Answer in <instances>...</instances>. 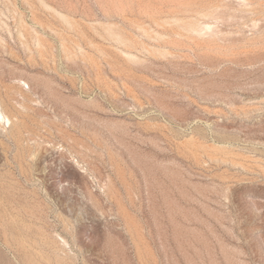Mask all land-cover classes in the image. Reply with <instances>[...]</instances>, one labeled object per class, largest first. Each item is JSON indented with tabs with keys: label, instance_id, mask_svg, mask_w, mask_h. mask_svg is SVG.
I'll list each match as a JSON object with an SVG mask.
<instances>
[{
	"label": "rangeland",
	"instance_id": "374dc122",
	"mask_svg": "<svg viewBox=\"0 0 264 264\" xmlns=\"http://www.w3.org/2000/svg\"><path fill=\"white\" fill-rule=\"evenodd\" d=\"M46 1L76 25L0 0V95L20 108L32 88L0 127V264H264V0Z\"/></svg>",
	"mask_w": 264,
	"mask_h": 264
},
{
	"label": "bare ground",
	"instance_id": "6f19581e",
	"mask_svg": "<svg viewBox=\"0 0 264 264\" xmlns=\"http://www.w3.org/2000/svg\"><path fill=\"white\" fill-rule=\"evenodd\" d=\"M39 1V3L44 7V8H46L48 11H50L51 13H53L54 15H58L59 17H61L63 20H65L66 22H68L69 24H71V25H76V22L74 21V19H73V17L70 15V14H68V13H65V12H63V11H61V10H59V9H57L56 7H54V5H51L50 3H48L46 0H38ZM58 1V0H57ZM25 2L26 3H28L29 5H30V7H31V9H32V12L35 14L36 12H37V6L33 3V2H31V0H25ZM134 1L133 0H131V3H133ZM171 2L173 3V6L174 7H177L178 5H180L181 4V0H171ZM242 2V1H241ZM249 2V1H248ZM83 3V2H82ZM113 3H114V5L116 6V11L118 12V13H121L122 15H125V8H124V4L122 3V1L121 0H114L113 1ZM4 4V3H3ZM17 4V3H16ZM244 4V3H243ZM22 5V4H21ZM97 6V5H96ZM6 7V6H5ZM242 7V6H241ZM247 7V6H246ZM250 7H251V4H250ZM249 7V8H250ZM19 8V7H18ZM19 10V9H18ZM20 11V10H19ZM25 11V10H24ZM26 12H28L27 10H26ZM83 12V11H82ZM145 14H147V15H149V16H151V17H153V19L154 20H159L161 17H162V15L160 14V13H166L165 11H160V12H158V11H147V10H144L143 11ZM8 13V12H7ZM99 14V13H98ZM202 14H204V15H214L215 13L213 12V11H204V12H202ZM89 16V15H88ZM98 17V16H97ZM101 17V16H100ZM229 17V16H228ZM233 18V17H232ZM231 19V18H230ZM179 20V18H175V21H178ZM80 21V20H79ZM117 21V20H116ZM89 22V21H88ZM93 22V21H92ZM101 22H102V20H101ZM105 22V21H104ZM107 22V21H106ZM110 22V21H109ZM99 23V22H98ZM7 25V24H6ZM24 25V24H23ZM86 25V24H85ZM49 27H51L50 25H49ZM84 27V26H83ZM182 27L188 32V34L189 35H192V34H194V33H197V34H201L200 32L204 29V27H202L201 26V24L198 22V20H197V18L196 17H194V18H191V19H189V20H187V21H185V22H183V24H182ZM7 28V27H6ZM126 28V27H125ZM206 28H209V29H211L212 28V24H211V26H209V25H207V27ZM162 29V28H161ZM128 30V29H127ZM143 30L147 33V34H151V30L149 29V28H143ZM219 30V29H218ZM222 30V29H221ZM243 31V30H242ZM39 32V31H38ZM56 32L58 33V35L61 37V45H62V47H63V50L65 51V53L67 54V56L69 57V58H72V59H74L75 58V56H76V52H75V50H74V47L76 46V47H79V48H81V46H80V43H79V41L77 40V39H75V38H73V37H70L69 35H67V34H65V33H63L62 31H60V30H56ZM44 33V32H43ZM86 33V32H85ZM176 33L177 34H180V32H178V31H176ZM256 33V32H255ZM42 34V33H41ZM47 34V33H46ZM158 34V33H157ZM110 35H111V37H112V39L115 41V42H117V43H120V44H122V45H125L126 47H134V46H136L137 44H141V46H142V48L143 49H145V50H148V51H151V50H153V51H156V52H158V53H160V54H163V53H167L168 51H166V50H164V48L163 49H151L150 47H148L146 44H144V43H141V42H138L137 40H135L134 38H132V37H126V36H124V35H120L119 33H113V32H111L110 33ZM260 35V34H259ZM44 36V35H43ZM252 36V35H251ZM256 36V35H255ZM211 37V36H210ZM219 39V38H218ZM36 40H37V43L38 44H40V45H44L45 44V40H44V38L42 37V36H40V35H37L36 36ZM145 41V40H144ZM56 42V41H55ZM59 44V43H58ZM154 46V45H153ZM156 47V46H155ZM159 48V47H158ZM167 49V48H166ZM169 49V48H168ZM240 49V48H239ZM33 51V50H32ZM120 52H122L123 53V55L127 58V59H129V60H132V61H138L139 60V57L136 55V54H134L132 51H130V50H122V51H120ZM177 52V51H176ZM186 52V51H185ZM144 53V52H143ZM245 53V52H244ZM231 56V55H230ZM122 57V56H121ZM143 58V57H142ZM242 58V57H241ZM43 59V58H42ZM83 59H86V60H89V61H91L94 65H95V67H96V69H97V72H98V74L100 75V76H102V75H104V73H105V69H104V67L99 63V62H97V61H95L94 60V58L93 57H91L90 55H88V54H85V53H83ZM247 60V59H246ZM254 60V59H253ZM242 61V60H241ZM249 61V60H248ZM218 62V61H217ZM220 62V61H219ZM245 62V61H244ZM139 63V62H138ZM221 63V62H220ZM241 62H239V64H240ZM144 64V63H143ZM196 64V63H195ZM212 64V63H211ZM59 65V64H58ZM108 65L110 66V68H112L113 67V63H111V62H109L108 61ZM146 65V64H145ZM177 65V64H176ZM148 66V65H147ZM207 66V65H206ZM227 67V66H226ZM138 68H140V67H138ZM14 69H15V66H14ZM60 69V68H59ZM65 69V68H64ZM175 70V69H174ZM178 70V69H177ZM223 70V69H222ZM20 71H22V70H20ZM69 71V70H68ZM207 71V70H206ZM36 72V71H35ZM210 72V71H209ZM216 72V71H215ZM27 73V72H26ZM63 73V72H62ZM67 74V73H66ZM205 74V73H204ZM29 75V74H28ZM76 75V74H75ZM162 75V74H161ZM212 75H214V73L212 74ZM216 75H218V74H216ZM38 76V75H37ZM49 76V75H48ZM73 76V75H72ZM204 76V75H203ZM202 76V77H203ZM53 77V76H52ZM130 77V76H129ZM35 78V77H34ZM45 78V77H44ZM53 79V78H52ZM55 79V78H54ZM128 79V78H127ZM195 79V78H194ZM196 79H198V77L196 78ZM82 80V79H81ZM187 80V79H186ZM12 81V80H11ZM21 81V80H20ZM48 81V80H47ZM83 81V80H82ZM15 83H17V82H15ZM54 83H55V81H54ZM72 83V82H71ZM105 83V82H104ZM217 83V82H216ZM24 84H28L27 83V81H24ZM53 84V83H52ZM80 84H81V82H80ZM197 84V83H196ZM223 84V83H222ZM14 85V84H13ZM60 85V84H59ZM63 85V84H62ZM203 85V84H202ZM214 85V84H213ZM224 85V84H223ZM37 86V85H36ZM67 86V85H66ZM120 86V85H119ZM209 86V85H208ZM218 86V85H217ZM222 86V85H221ZM121 87V86H120ZM201 87V86H200ZM213 87H215V86H213ZM224 87H225V85H224ZM228 87V86H227ZM203 88V87H202ZM210 88V87H209ZM48 89H51V88H48ZM43 90V89H42ZM122 90V89H121ZM31 91H32V88H31V86L28 84V89H24V87L22 86V84L20 85V86H17V88H16V93H18L19 95H21V97H22V101H17V103H18V106L20 107V108H22V110H26L27 108H28V106L30 107V105H29V102L31 101ZM199 91H200V89H199ZM202 91V90H201ZM205 91V90H204ZM13 92V91H12ZM51 92V91H50ZM208 92V91H207ZM222 92V91H221ZM225 92V91H224ZM106 93V92H105ZM203 93V92H202ZM226 93V92H225ZM60 94V93H59ZM82 94V93H81ZM80 94V95H81ZM173 94V93H172ZM213 94V93H212ZM222 94V93H221ZM107 95V94H106ZM227 95H228V93H227ZM69 96H70V94H69ZM74 96V95H73ZM88 96V95H87ZM229 96V95H228ZM20 97V98H21ZM182 97V96H181ZM42 98V97H41ZM73 98V97H72ZM88 98H90V97H88ZM187 98V97H186ZM70 99V98H69ZM78 99V98H77ZM84 99V98H83ZM12 100L13 99H9L8 100V102H7V100H5L1 95H0V127L3 129V130H10L11 132H13V131H18V129H19V127H20V125L22 124V121H23V119H21V117H20V108H17V105H16V103L14 104V102H12ZM19 100V99H18ZM67 100V99H66ZM76 100V99H75ZM86 101V100H85ZM85 101H83V102H85ZM93 101H95V100H93ZM37 102V101H36ZM35 102V103H36ZM40 102V101H39ZM87 102H88V100H87ZM96 102V101H95ZM107 102V101H106ZM34 103V102H33ZM79 103V102H78ZM90 103H92V102H90ZM131 103V102H130ZM66 104V103H65ZM81 104V103H80ZM82 105V104H81ZM92 105V104H91ZM84 106V105H83ZM133 106V105H132ZM203 106V105H202ZM34 108H36V107H34ZM114 108V107H113ZM135 108V107H134ZM55 109V108H54ZM60 109V108H59ZM52 110H53V107H52ZM167 110V109H166ZM170 110V109H169ZM117 111V110H116ZM168 111V110H167ZM24 112V111H23ZM53 112V111H52ZM66 112V111H65ZM113 112V111H112ZM51 113V112H50ZM54 113V112H53ZM122 113V112H121ZM127 113V112H126ZM45 114V113H44ZM59 114V113H58ZM70 114V113H69ZM115 114H117V113H115ZM123 114V113H122ZM136 114V113H135ZM151 114V113H150ZM61 115V114H60ZM63 115V114H62ZM99 116V115H98ZM108 116V115H107ZM106 116V117H107ZM117 116V115H116ZM128 116V115H127ZM133 116V115H132ZM143 116V115H142ZM57 117V116H56ZM66 117V116H65ZM68 118H69V116H67ZM113 117H114V115H113ZM122 117V116H121ZM124 118V117H123ZM122 118V119H123ZM144 118V117H143ZM49 119V118H48ZM93 119V118H92ZM116 119V118H115ZM119 119H121V118H119ZM121 119V120H122ZM145 119V118H144ZM204 119V118H203ZM32 120V119H31ZM51 120V119H50ZM65 120H66V118H65ZM136 120H137V118H136ZM147 120V119H146ZM195 120V119H194ZM197 120V119H196ZM201 120V119H200ZM57 121V120H56ZM141 121V120H140ZM79 122V121H78ZM101 122V121H100ZM127 122V121H126ZM131 122V121H130ZM194 122V121H193ZM213 122H215V121H213ZM70 123V122H69ZM75 123H76V121H75ZM99 123V122H98ZM102 123V122H101ZM104 123V122H103ZM135 123V122H134ZM30 124V123H29ZM67 124V123H66ZM82 124V123H81ZM106 124V123H105ZM108 124V123H107ZM114 124V123H113ZM161 124V123H160ZM199 124V123H198ZM207 124V123H206ZM112 125V124H111ZM215 125H217V124H215ZM214 125V128L216 127ZM208 126H211L210 124L208 125ZM213 126V125H212ZM69 127V126H68ZM107 127V126H106ZM219 127V126H218ZM77 128V127H76ZM204 128V127H203ZM217 129V128H216ZM214 130V129H213ZM206 131V130H205ZM26 134H28V133H26ZM137 134V133H136ZM144 135V134H143ZM27 136H30V135H27ZM32 137V136H31ZM149 138V137H148ZM190 138V137H189ZM16 140V139H15ZM52 140V139H51ZM4 141V140H3ZM29 141V140H28ZM185 141V140H184ZM33 144H35L34 143V140H32L31 141ZM113 142V141H112ZM120 142V141H119ZM183 142V141H182ZM186 142H191L192 144H194L195 146H201V147H203L205 150H207V149H209V148H215V149H222V150H224L222 147H220V146H217V145H213V144H211V145H208V144H206V143H195V142H193V139L191 138L190 140H187ZM36 143H39V142H36ZM46 143V142H45ZM49 143V142H48ZM217 143V142H216ZM51 144V143H50ZM25 145H26V143H25ZM31 146H32V144H30ZM40 144H38V146H39ZM53 145V144H52ZM105 145V144H104ZM226 145V144H225ZM224 145V146H225ZM45 147H46V145H44ZM48 146V145H47ZM198 146V147H199ZM41 148H43L42 146H40ZM39 147V148H40ZM65 147V146H64ZM34 148H35V146H34ZM233 148V147H232ZM33 149V148H32ZM36 149V148H35ZM37 149H38V147H37ZM228 149V148H227ZM235 149V148H234ZM38 150H40V149H38ZM110 150V149H109ZM230 150V149H229ZM236 150V149H235ZM66 151V150H65ZM193 151V153L196 155V156H200V154H199V151H198V149L196 148V149H193L192 150ZM208 151V150H207ZM72 154V153H71ZM87 154V153H86ZM208 155L210 156V157H214L215 155H213L212 153H208ZM222 155V154H221ZM66 156V155H65ZM73 156V155H72ZM249 156V155H248ZM70 157H71V155H70ZM137 158H138V156H137ZM226 158V157H225ZM76 159V158H75ZM75 161V160H74ZM251 161V160H250ZM79 162V161H78ZM230 162V161H229ZM81 163V162H80ZM250 166V165H249ZM260 166V165H259ZM188 179V178H187ZM108 182V181H107ZM110 183V182H109ZM111 184V183H110ZM106 187V186H105ZM108 187V186H107ZM108 189V188H107ZM182 189V188H181ZM176 208V207H175ZM209 209V208H208ZM193 212V211H192ZM191 212V213H192ZM199 218V217H198ZM200 220V219H199ZM216 264V263H215Z\"/></svg>",
	"mask_w": 264,
	"mask_h": 264
}]
</instances>
